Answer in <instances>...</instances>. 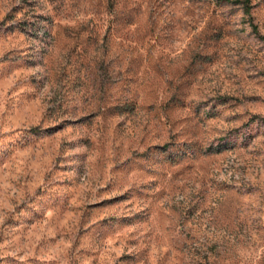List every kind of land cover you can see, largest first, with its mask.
Segmentation results:
<instances>
[{"label": "rangeland", "instance_id": "obj_1", "mask_svg": "<svg viewBox=\"0 0 264 264\" xmlns=\"http://www.w3.org/2000/svg\"><path fill=\"white\" fill-rule=\"evenodd\" d=\"M250 5L0 0V264H264Z\"/></svg>", "mask_w": 264, "mask_h": 264}, {"label": "trees", "instance_id": "obj_2", "mask_svg": "<svg viewBox=\"0 0 264 264\" xmlns=\"http://www.w3.org/2000/svg\"><path fill=\"white\" fill-rule=\"evenodd\" d=\"M230 3H234V4H238V5H242L243 9L245 10V12L247 14H251V0H236V1H232V0H227ZM256 30V26L254 27ZM167 147V146H166Z\"/></svg>", "mask_w": 264, "mask_h": 264}]
</instances>
